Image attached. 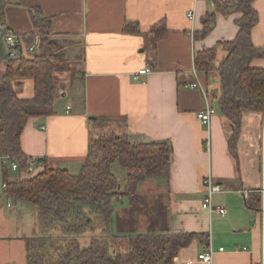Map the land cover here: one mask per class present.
Wrapping results in <instances>:
<instances>
[{
	"label": "crops",
	"instance_id": "obj_1",
	"mask_svg": "<svg viewBox=\"0 0 264 264\" xmlns=\"http://www.w3.org/2000/svg\"><path fill=\"white\" fill-rule=\"evenodd\" d=\"M32 7L54 18L49 33L58 43L56 62H66L55 69V77L65 86L53 111L31 117L22 133L25 156L43 159V164L34 167H40L39 172L48 166L78 174L94 131L134 143L169 142L173 153L169 179L140 182L138 203L127 195L113 199L114 225L108 230L117 236L113 241L116 248L127 251L129 238L139 233L208 232V246L194 238L180 249L174 264H261L260 214L248 202L260 198L256 190L261 186L263 114L245 112L235 159L228 149L230 121L217 104L210 123H202L197 114L206 107V99L190 86L195 52L234 39L236 20L242 14L218 13L212 31L196 39L192 32L201 30L204 15L215 10L214 2L7 0L4 14L8 28L17 35L35 32ZM191 8L196 13L194 21L187 15ZM254 8L259 20L252 30V41L262 47L264 0H254ZM126 21L138 22L140 32H124ZM160 22L169 32L156 40L152 28ZM28 46L22 42V53L32 57ZM146 65L154 70L143 75L145 82L135 80L134 74ZM252 65L262 68L264 59L255 58ZM214 80L218 82L212 85L209 74H202L203 85L220 91L218 75L214 74ZM15 88L22 98L34 95L31 78L17 80ZM92 116L96 119H90ZM102 118L109 124H98ZM126 174L125 170L123 181L118 177L121 192L127 187ZM210 174L222 187L213 204L225 207L224 215L203 207V180ZM245 190H250L248 196ZM161 200H169L165 222L157 216ZM207 250L212 252L210 263L199 258Z\"/></svg>",
	"mask_w": 264,
	"mask_h": 264
},
{
	"label": "trees",
	"instance_id": "obj_2",
	"mask_svg": "<svg viewBox=\"0 0 264 264\" xmlns=\"http://www.w3.org/2000/svg\"><path fill=\"white\" fill-rule=\"evenodd\" d=\"M6 4L7 0H0V22L4 25ZM234 12L242 14L236 20V37L196 51L194 62L200 73L216 72L218 75L220 91L215 88L212 92L220 111L232 125L228 149L238 159L245 112L264 114V67L252 65L255 58L264 59V45L258 47L252 41V30L259 20L254 0H216L215 10L204 15L203 27L194 32V38L203 39L212 31L218 13L230 15ZM30 15L36 31L18 35V39L21 49L22 42L31 45L38 40L37 53L32 57L21 53L17 58H7L0 65L3 70L0 75V157L10 156L18 162L21 170L27 169L29 160L21 145L28 120L51 113L65 86L55 77L58 43L49 33L54 18L39 7L30 8ZM123 30L138 33L140 25L126 21ZM152 30L156 40L169 32L164 22L156 24ZM221 50L225 55L218 62ZM27 78L34 81V95L22 98L16 91L15 82ZM172 155L169 142L148 140L134 143L122 137L98 134L91 139L78 174L46 166L32 178L10 180L7 167L3 165L7 198L34 204L43 225L61 232L60 236H50L52 239L38 234L28 237L27 264H174L180 249L194 238H200L208 246V232L170 231L135 234L129 238V248L125 252L119 251L117 244L107 237L94 238L88 246L82 247L79 243L78 238L93 229L97 219L109 222L105 231L110 229L115 197L127 195L133 203H138L140 182L169 179ZM115 164L127 173L124 192H121V183L113 171ZM248 205L259 210L260 198L252 199ZM57 237L62 238L54 239ZM53 247L60 250L57 258L49 254Z\"/></svg>",
	"mask_w": 264,
	"mask_h": 264
},
{
	"label": "rangeland",
	"instance_id": "obj_3",
	"mask_svg": "<svg viewBox=\"0 0 264 264\" xmlns=\"http://www.w3.org/2000/svg\"><path fill=\"white\" fill-rule=\"evenodd\" d=\"M223 52L225 51L221 50L219 52L218 62L221 60ZM56 64V69H58L60 66H63V64L66 65V62L60 59L59 62H56ZM2 73L3 70H1L0 68V75ZM214 74L217 75L216 72H212L209 74L210 84H212L213 82H218L217 80H214ZM98 124L102 126L108 125L109 120L106 121V119H103V122ZM262 130L264 135V114L262 117ZM94 133V137L98 135L96 134V131H94ZM4 166L7 167V173L10 180H16L19 178H32L40 171V167H34V170L28 173L26 169L14 170L11 165ZM113 171L123 181V172H125V170L119 164H115L113 166ZM217 195L218 194L214 195L215 199L219 198V196ZM158 209L159 211L157 213V216L161 218L163 222H165V217H167L170 213L169 200H161ZM112 221H114V218L110 221L111 224L114 225ZM41 223L42 221L39 217H37V208L34 204L7 198V196L5 195V186L3 179V164L0 162V264H27V238L33 236L34 234L48 235L49 237L52 235H61L59 229L47 227L45 224L43 225V223ZM107 223L110 224L109 222H106L101 218L97 219L94 228L88 229L82 236L78 238L80 245L82 247L88 246L91 244L92 239L94 238L98 239L107 237L111 239L112 242H116V234H113V231L112 233H110L109 230L105 231V229L108 228ZM61 238L62 237H57L54 239ZM113 244L114 243H111V245ZM113 251L114 249L112 250V252ZM59 252L60 250L58 248L53 247L50 250L49 254L53 258H57Z\"/></svg>",
	"mask_w": 264,
	"mask_h": 264
},
{
	"label": "built area",
	"instance_id": "obj_4",
	"mask_svg": "<svg viewBox=\"0 0 264 264\" xmlns=\"http://www.w3.org/2000/svg\"><path fill=\"white\" fill-rule=\"evenodd\" d=\"M214 2L216 0H207ZM221 1V0H219ZM222 2V1H221ZM188 17L194 21L196 17L195 10L193 8L188 10ZM0 31L2 32L5 42L8 47V58H17L22 53V49L20 46V41L18 39V35L12 31L8 26L5 24H2L0 22ZM192 37H194V31L192 32ZM38 40L34 42L33 44L29 45L27 48L28 53L30 56H34L37 53L38 48ZM153 67L150 65H146L144 68L140 69L134 74L135 80H140L142 82H145L143 75L149 74L153 71ZM192 74L194 76V80L191 82L190 86L192 88H196L202 92L206 99V107L198 112V118L201 120L204 124H209L211 121L212 116L217 113V100L212 96L213 92L209 90V88L206 85H203L201 82L202 73H200L197 68L194 65V68L192 69ZM68 109H70V106H68ZM44 127V126H43ZM209 146V145H208ZM262 170H261V186L256 190L257 193L260 195V228H261V240H262V263L264 264V144L262 149ZM0 162L3 165H11V167L14 170L19 169V164L16 160L12 159L10 156H1ZM37 164H43V161L40 160V158H29L28 160V167L26 171H31L35 165ZM204 188H205V198L203 202V207L207 208L210 213L213 211H217L220 214L224 215L226 213L225 207L221 205H214L213 204V197L215 194L222 192L221 185L215 180V178L210 174L206 176L203 180ZM252 191V190H251ZM250 193V190H245L244 194L245 196H248ZM199 258L205 262L210 263L212 261V252L205 251L203 253L199 254Z\"/></svg>",
	"mask_w": 264,
	"mask_h": 264
},
{
	"label": "water",
	"instance_id": "obj_5",
	"mask_svg": "<svg viewBox=\"0 0 264 264\" xmlns=\"http://www.w3.org/2000/svg\"><path fill=\"white\" fill-rule=\"evenodd\" d=\"M8 58V47L5 42L4 36L0 31V65L4 60ZM90 119H96V117L92 116Z\"/></svg>",
	"mask_w": 264,
	"mask_h": 264
}]
</instances>
